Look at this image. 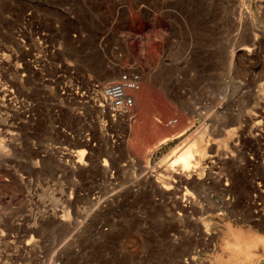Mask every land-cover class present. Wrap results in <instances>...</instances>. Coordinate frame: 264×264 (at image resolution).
I'll return each instance as SVG.
<instances>
[{
	"label": "rangeland",
	"instance_id": "rangeland-1",
	"mask_svg": "<svg viewBox=\"0 0 264 264\" xmlns=\"http://www.w3.org/2000/svg\"><path fill=\"white\" fill-rule=\"evenodd\" d=\"M0 196V264H264V0H0Z\"/></svg>",
	"mask_w": 264,
	"mask_h": 264
},
{
	"label": "built area",
	"instance_id": "built-area-1",
	"mask_svg": "<svg viewBox=\"0 0 264 264\" xmlns=\"http://www.w3.org/2000/svg\"><path fill=\"white\" fill-rule=\"evenodd\" d=\"M143 81V72L139 65L129 64L119 76L110 82L103 83L96 79L93 80L89 86L91 94L87 95L89 97L87 102L106 112L115 121L121 115H130L135 112L138 103V92ZM78 83L80 84V81ZM62 91L63 94L66 93V91ZM81 96L84 97L83 94ZM78 150L72 149V151L69 150L65 154L80 160L81 154ZM1 203L2 197L0 196Z\"/></svg>",
	"mask_w": 264,
	"mask_h": 264
},
{
	"label": "bare ground",
	"instance_id": "bare-ground-1",
	"mask_svg": "<svg viewBox=\"0 0 264 264\" xmlns=\"http://www.w3.org/2000/svg\"><path fill=\"white\" fill-rule=\"evenodd\" d=\"M151 19V18H150ZM171 62V61H170ZM175 62V61H174ZM169 63V62H168ZM167 63V64H168ZM176 64L175 65H177V66H180L182 63H183V61H180V63H178L177 64V62H175ZM169 65H171V63H169ZM174 66V65H173ZM113 67V66H112ZM112 69V68H111ZM106 71H107V69H106ZM111 71V70H110ZM102 73V72H101ZM113 73H115V71L113 72ZM114 75V74H113ZM111 76H112V73H109L108 71H107V73L105 74V76H104V79H105V81L106 80H109L110 78H111ZM170 77H171V75H170ZM102 78H103V76H102ZM165 80L166 81H169L170 79H169V77H167V75H166V78H165ZM173 121H175V120H173ZM86 135V134H85ZM169 138L168 137H165V138H163V140L162 141H166V140H168ZM200 146V145H199ZM80 147H82L81 149H79L78 150V152H79V154H81V157H80V159L82 158V155H84L86 152H87V149L86 148H84L85 146H84V144H81L80 145ZM201 149V147H199V150ZM202 150H204V148L202 149ZM201 152V151H200ZM206 152V151H205ZM205 152H204V154H205ZM199 155V154H198ZM201 156V155H200ZM203 158V157H202ZM202 158H199V159H202ZM201 161V160H200ZM199 166V160H198V158L196 157V155L194 154V152H193V146L192 145H188V146H186L185 148L183 147V148H181V149H179L178 151H176V153L173 155V157H172V159L170 160V163H168V173H170V175H169V177L170 176H172V175H174V174H171V173H179V175H177V176H179V180L181 179V181L180 182H182V180L183 179H185L186 178V176L185 175H189V176H187V177H189L188 179H190L191 178V175L192 174H190V172L189 171H192V170H194L193 168L194 167H197L198 168V170L200 169V167H198ZM196 168V169H197ZM167 169V168H166ZM149 169H147V171H148ZM134 171V170H133ZM200 172H202V170H199ZM194 172V171H193ZM200 172H198V174L200 173ZM192 173V172H191ZM203 173V172H202ZM167 174V173H166ZM198 174H196L194 177H196ZM133 175H134V173H133ZM176 175V174H175ZM202 174H200V176H201ZM168 176V175H167ZM185 176V177H184ZM193 177V176H192ZM193 177V178H194ZM198 177V176H197ZM201 178V177H200ZM178 180V179H177ZM192 181H193V179H191ZM191 180H189V181H191ZM176 181V180H175ZM188 181V182H189ZM195 181V180H194ZM203 181V180H202ZM162 182H164V184H162V186H164L165 188L166 187H168L169 185V182L170 181H166V180H163ZM185 182V181H184ZM198 182V181H197ZM208 182V181H207ZM206 182V183H207ZM177 183H179V182H177ZM187 183V182H186ZM199 183H200V181H199ZM203 183H204V181H203ZM117 184V183H116ZM180 185V184H179ZM173 186V185H172ZM171 186V187H172ZM176 186H177V184H176ZM181 186V185H180ZM178 187V186H177ZM176 187V188H177ZM177 189H180V187H178ZM176 189V190H177ZM174 192H176V191H174ZM205 192V194L207 195V192L206 191H204ZM170 193V192H169ZM174 195H175V193H174ZM41 196H44V198H47L48 197V199L49 198H51V200H53V198L56 196L55 195V193L53 192V191H48V189H46V190H44L43 192H42V194H41ZM184 196V195H183ZM186 196V195H185ZM184 196V197H185ZM192 196V195H191ZM202 196V195H201ZM174 198H176V195L175 196H173ZM186 198H187V196H186ZM193 198V197H192ZM194 199V198H193ZM50 200V199H49ZM174 200H176V199H174ZM195 200V199H194ZM176 202V201H175ZM173 203V202H172ZM188 203H190V202H188ZM192 203V202H191ZM194 203V202H193ZM182 204V203H181ZM183 205V204H182ZM193 205V204H192ZM186 210H188V209H186Z\"/></svg>",
	"mask_w": 264,
	"mask_h": 264
}]
</instances>
